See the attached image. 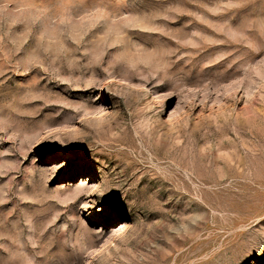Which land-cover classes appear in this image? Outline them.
<instances>
[{"label": "rangeland", "instance_id": "374dc122", "mask_svg": "<svg viewBox=\"0 0 264 264\" xmlns=\"http://www.w3.org/2000/svg\"><path fill=\"white\" fill-rule=\"evenodd\" d=\"M0 264H264V0H0Z\"/></svg>", "mask_w": 264, "mask_h": 264}, {"label": "bare ground", "instance_id": "6f19581e", "mask_svg": "<svg viewBox=\"0 0 264 264\" xmlns=\"http://www.w3.org/2000/svg\"><path fill=\"white\" fill-rule=\"evenodd\" d=\"M95 118H97V115L93 112V113H90L89 114V116L87 117V121H89V120H93V119H95ZM118 229H115L114 231H117Z\"/></svg>", "mask_w": 264, "mask_h": 264}]
</instances>
